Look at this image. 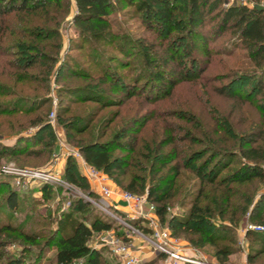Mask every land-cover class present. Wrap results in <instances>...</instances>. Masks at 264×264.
<instances>
[{"label":"trees","instance_id":"obj_1","mask_svg":"<svg viewBox=\"0 0 264 264\" xmlns=\"http://www.w3.org/2000/svg\"><path fill=\"white\" fill-rule=\"evenodd\" d=\"M118 1L134 5L145 30L161 42V53L157 52L155 45L148 46L145 41L137 43V48L143 49V64L148 70L145 84L156 86L159 92H166V96L171 95L177 84L197 83L205 73V68L199 66L197 59H193L189 70H186L180 61L183 42L188 41L195 47L201 45L204 53H209V43L228 36L222 46V99L232 104L227 112L222 111V147L206 134L196 141L192 129L184 130L181 136L178 134L180 126L166 120L161 122L165 129L158 125L155 137L149 136L142 141L138 140L137 134L146 120H134L132 125L125 123L106 141L102 140L116 120L103 121L99 131L85 139L97 114L92 113L86 118H66L69 110L64 105L63 90L59 92L56 121L73 135L74 140L79 139V152L88 164L110 178L114 173L123 171L127 180L124 189L136 195L146 194L148 201L156 207L161 225L168 228L173 237L185 238L195 249L208 245L213 247L217 264H225L233 251L220 247L219 242L229 240L231 244H236L237 240L226 234H215L214 218L229 219L234 224L233 231L245 222L246 215L248 220L264 225V192L261 190L264 188V9L255 8V5L264 7V0L234 2L222 9L220 3L224 0H75L76 14L72 19V28L78 39L85 45L89 44L92 52L88 59L95 64L98 74L82 70L77 58H72L73 65H69L66 62L69 53L65 61L57 66L64 45L59 25L69 13L68 6L61 4V0H0V119L16 120L9 128L12 132L16 128L20 130L11 144L0 143V164L5 156L37 157L48 161L57 149L54 144L48 143L45 147L50 150L36 152V147L43 142V134L48 131L53 134V126L47 121L48 107L52 103L49 94L53 79L60 83L68 77H62L63 73H72V76L87 82L75 91L71 90L76 99L68 96L71 102H94L98 109L118 106L124 100L137 97L153 104V99L149 96L143 98L144 91L140 92L138 84L143 74L138 80V76L135 77L132 85L130 81L125 83L126 78L112 73L108 64L103 70L99 69L105 59V47L113 45V36L117 33L114 28H120L111 19ZM182 2L186 5L185 13ZM184 14V36L171 37L180 31V15ZM12 15L17 20L12 24L10 21L11 28L7 34L3 30L4 21ZM60 16L63 18L59 19ZM3 36H8L6 43H2ZM78 50L82 51L83 47ZM31 70L33 72L30 73ZM106 84L109 86L108 94L121 91L118 85L122 84L127 89L120 96L124 99L99 92L100 87ZM247 103L254 107L256 117L251 118L243 111ZM138 124H141L140 128H135ZM26 128H34V131L23 136L22 129ZM2 130L0 127V132ZM216 132L220 131L216 129ZM139 142L141 147L138 149ZM196 145L200 148L194 150ZM117 150L134 153L143 163L136 167L114 157ZM183 171L192 173L200 181L199 194L185 215L167 219L169 209L181 197L182 191L185 192L180 183ZM2 175L6 176L0 174V177ZM63 178L78 189H82L80 183L85 179L75 169L72 158L67 159ZM39 188L47 198L54 189L61 187L40 183ZM19 192L26 191L21 189ZM19 192L11 189L5 196L2 205L8 211L14 212L20 207ZM88 193L97 198L92 191ZM69 198V209L62 212L56 221V230L49 224L43 225L39 232L20 230L0 220L4 224L0 227V264H23L24 254L31 252L23 250L17 258L8 260L9 252L5 249L13 234L38 248L41 253L53 248L55 264H103L101 250L90 245L95 234L120 229L119 236L125 242L130 241L122 227L92 203L81 197ZM134 225L145 233L150 232L140 221ZM246 237L249 243L255 242L260 248L255 255L248 254L249 263L255 264L264 255V234L248 230ZM162 257L161 254L156 255L142 264H158Z\"/></svg>","mask_w":264,"mask_h":264},{"label":"rangeland","instance_id":"obj_2","mask_svg":"<svg viewBox=\"0 0 264 264\" xmlns=\"http://www.w3.org/2000/svg\"><path fill=\"white\" fill-rule=\"evenodd\" d=\"M234 2H241V0H224V2H221L222 4L224 3L223 5L220 3V8H226ZM61 4L68 6L67 8H69V13L59 25V31L62 35L64 45L57 66L65 61V57L69 53L70 55H68V59L66 60V62H69V65H73L71 61L72 58H77L79 64H81L82 70H85L91 74H96L97 68L95 64L90 63L88 59L89 53L91 54L92 52L89 44L86 43L85 45L82 40L78 39V35L74 33L72 28V19L76 14L75 0H61ZM181 6L183 7V12L185 13V3L182 2ZM114 7V13L111 15V19H114L115 22L120 25V28H114V31L117 33L115 36H113V45L110 47H105V59L100 65L102 67H99V69L103 70L108 64L112 73L116 72V76L126 78L125 83L130 81V84L132 85L133 83L131 82L135 79V77L138 76V80L141 77V74H143L144 77H142L138 86L141 89L140 92L144 91L143 98L149 96L151 99H153V104H148L145 100L136 97L127 101L124 100L123 103L118 106H110L107 108L99 107L97 109L94 102H71V99L68 97L70 96V98H74L72 100H76L74 97V92H71V90L75 91L78 89L77 87L79 85H85L87 83L86 81L77 79L76 77L72 76V73L68 75L67 73H63L61 75L62 77H68L60 81V83H56L53 79L49 94L52 103H50L48 107L49 114L47 120L49 123L50 120H54L55 122L54 126L52 125L53 134H51L49 131L43 134L41 137L43 142L42 144H39L38 147H36V152H40L41 150H50V148L45 147L48 143L54 144L57 149H54L53 154L48 161H46L45 158L41 160L37 157L33 159H26L18 156H5L1 161L0 174L6 175H2L0 177V220L4 221V223L15 225L20 230H35V232L42 230L43 225L49 224L50 228L56 230V221L60 218L62 212H67L69 209V196L81 197L91 204L89 199L95 198L88 195V191L90 192L92 189L96 192L99 191L100 185L97 182L100 180L101 185L108 186L114 192L113 198L116 206L123 212H126L129 209L128 205H126V203L121 199V194L123 192H127L123 187L127 181L126 177L123 175V171L114 173V176L110 178L95 168L98 171L99 178L92 182L87 177L86 168L93 166L88 164L79 152V139L76 138L77 140H74L75 138L73 135L68 134L60 125H58L56 121V110L59 106V92L61 90L64 91V105L69 110L66 118L73 116H82L86 118L92 113L95 115L97 114L94 123H92L91 130L85 139L90 137L92 134H96L99 131V126L103 121L116 120L110 126L107 136L104 138V140H102L106 141L110 138L114 131H116L122 125H125V123L132 125L134 120H146L144 121V126L137 134L138 140L142 141L144 138L149 136L152 138L155 137V132L159 131V126L161 129H165L162 125L163 123L161 122L166 120L171 122L173 121V123H176L180 126L181 130H178V134L181 136L183 135L184 130L187 129L189 131L192 129L194 135L193 138L196 141L201 140L202 137L200 136L206 134L214 138L215 141H218L219 146L222 147V111L227 112L228 107L232 104L231 101L228 102L222 99V46L227 40L228 36L220 37L219 39H216V41L209 43V46L207 47L209 53H204L201 45L195 47V45H191L188 41L183 42L180 61H182L186 66V70H189L190 63L193 61V59H197L200 61L199 66L205 68V73H203L201 80L197 83L186 82L177 84V86L172 90L171 95L166 96L167 93L164 91L159 92L156 86L152 84H145V73L148 70L143 64V49L141 50L137 48V43L145 41L148 43L146 44L148 46L155 45L154 48L158 53H161L162 50L159 45L161 42L158 41L153 34L145 30L142 24L141 15L137 13L134 5L128 6L126 3L118 1ZM180 16V20L182 22L180 31L173 33L171 37L184 36L185 34V14L184 16ZM60 18L62 19L63 17L60 16L59 19ZM16 20L17 19L14 17V15L5 19V27L3 30L7 31V34L9 33V27L11 28V25L9 26L10 21L12 24V21L15 22ZM6 38H8V36H3L2 43L5 42ZM81 47H83V50H78V48ZM71 49L72 51H70ZM120 51H123L125 54H121ZM172 64L175 66L174 63ZM31 72H33V70H31L30 73ZM100 88L101 89H99V92L114 98H121L120 96L123 95L124 90L127 91V89H125L122 84L118 85V90L121 91H115L114 93L110 94L106 93L109 88L107 84L104 87L101 86ZM244 94H246V90L244 91ZM123 99L124 98H121L120 100ZM243 111H245L251 118L257 116L254 107L248 103L244 105ZM52 112H54L53 117L51 115ZM13 121L16 122V120H8L7 118L0 119V127L3 129L0 132V143L11 144L17 139L16 135L20 132V130L16 128L14 132H12L9 128ZM156 124L157 126H154ZM140 126L141 124H138L135 128H140ZM154 127L156 128L155 131ZM216 129L220 131L218 134ZM33 131L34 128H26L24 131L22 129V134L23 136L30 135ZM140 147L141 142L137 144V148L139 149ZM193 148L194 150L199 149L200 145H196ZM113 156L119 157L124 161L135 165L136 167H139L141 165L140 163H143L141 158H138V156L130 152L127 153L125 151L122 152L117 150ZM68 158L73 159L75 163V169L84 175L85 179H82L80 183L82 189L74 187L63 178ZM33 170H49L53 176H56L65 182L62 183L64 186L54 184L55 186L61 188L54 189L51 194L45 198L40 191L39 182H25L28 184L24 185V182L21 181V185H17V178L15 177V174L18 171ZM183 174L184 175L180 179V183L183 186L185 192L182 191V194L179 195L181 197H179L178 200L174 202L173 207L169 209L168 216L166 217L167 219L170 216L185 215L189 211L191 203L199 194L200 181L197 179V177L186 171H183ZM68 186H70L71 189ZM11 189L16 190L17 192L21 191V189H25L26 191L19 192L20 198H18L21 201V205L15 209L14 212L8 211L6 207H3L2 205L5 196L9 193V191H11ZM261 190L264 192V188ZM93 193L95 194V192ZM122 208H124V210ZM28 215L31 216V218H26ZM214 220L216 227L213 229V232H215V234H226L229 236V238H235L237 240L236 244H231L229 240H221L219 242L220 247H228L231 249V251H233L225 264H250L248 261V254L252 253V255H255V252L260 248L255 242L249 243V240L246 237L248 231L247 228L258 223L248 220V215H246L245 222H242L239 227L233 231L234 224H232L229 219H222L221 217L217 216L214 218ZM3 225L4 224L0 222V227ZM119 230L120 229H117V231L112 230L109 232L95 234L90 242L92 247L101 250L104 259L103 264H120L119 259L105 243L106 240L112 236H116V238L123 240L118 234ZM5 235L9 234L5 233ZM11 237L12 241L5 249L6 252H9L8 256H10L9 258L6 257V260L7 258L8 260H11V258H17L19 254L21 255L23 250H29L31 252H27L23 256V264H55V252L53 248L47 249L41 253L39 252L40 250L38 251V248L31 246L27 242H24L23 239L18 237L16 234L11 235ZM177 239H179L183 245L193 248V252H195L196 255L207 259L213 264H217L218 261L214 255L215 249L213 247L208 245L202 249H195L185 238ZM140 242L141 245L143 244L142 246H146V248L152 250L147 244L143 243L142 241ZM138 248L139 247L135 245L134 252L136 255L140 256L138 253ZM3 262H5V260ZM255 264H264V255H261L257 261H255Z\"/></svg>","mask_w":264,"mask_h":264},{"label":"built area","instance_id":"obj_3","mask_svg":"<svg viewBox=\"0 0 264 264\" xmlns=\"http://www.w3.org/2000/svg\"><path fill=\"white\" fill-rule=\"evenodd\" d=\"M241 2L247 3L248 0H241ZM51 115L53 117L54 112ZM50 123L54 126L55 122L54 120H50ZM86 175L92 182L99 178L98 171L93 167L86 168ZM15 177L17 178V185H21V181L24 182V185L31 181L53 183L61 186L63 185L62 183H65L60 178L53 176L49 170L18 171ZM100 182L101 180L97 182L100 185L99 191L96 192L92 189L97 198H90L89 201L116 221L130 240L129 242H124V240L112 236L105 242L119 259L120 264L143 263L142 258L134 252L135 240L147 244L152 249L154 257L159 254L163 256L158 264H213L207 259L196 255L193 252V248L183 245L179 239L171 235L168 228L161 225L156 213V207L148 201L146 194L135 195L131 192H123L121 199L129 208L128 211L123 212L114 202V192L108 186L101 185ZM68 187L70 188V186ZM139 221L144 227L149 229V233H145L134 225L135 222ZM247 230L264 234V225H252Z\"/></svg>","mask_w":264,"mask_h":264},{"label":"crops","instance_id":"obj_4","mask_svg":"<svg viewBox=\"0 0 264 264\" xmlns=\"http://www.w3.org/2000/svg\"><path fill=\"white\" fill-rule=\"evenodd\" d=\"M124 210V208H122ZM135 245L138 246L140 257L142 258L143 262H148L154 259V254L151 250L146 248V246H142L139 240L134 241Z\"/></svg>","mask_w":264,"mask_h":264},{"label":"water","instance_id":"obj_5","mask_svg":"<svg viewBox=\"0 0 264 264\" xmlns=\"http://www.w3.org/2000/svg\"><path fill=\"white\" fill-rule=\"evenodd\" d=\"M255 8L258 9V10L264 9V7L262 5H255Z\"/></svg>","mask_w":264,"mask_h":264}]
</instances>
